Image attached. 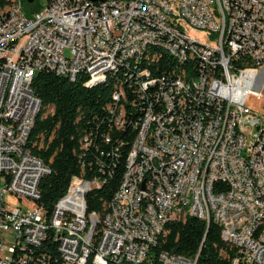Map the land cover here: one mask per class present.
<instances>
[{
    "label": "built area",
    "instance_id": "2783aa9c",
    "mask_svg": "<svg viewBox=\"0 0 264 264\" xmlns=\"http://www.w3.org/2000/svg\"><path fill=\"white\" fill-rule=\"evenodd\" d=\"M40 6L27 15L18 0L0 16V264H84L91 254L143 263L149 235L164 229L153 227L143 190L159 197L165 224L173 220L172 194L184 199L187 217L217 223L233 251L224 264H264V221L258 213L264 206V113L246 103L250 96L264 97V0H105L104 6L42 0ZM194 39L210 43V50L194 48ZM154 40L169 45L172 61L189 62L193 79L202 84L198 108L181 113L179 126L169 120L177 107L171 72L152 76L147 67L146 74L136 72L141 47ZM99 58L123 69L144 106L122 181L107 205L116 218L86 212L85 195L99 184L79 177L71 178L48 215L37 201L49 168L38 165L23 138L27 121H35L30 112L38 114L41 103L37 95L26 97V89L42 69L70 80L104 70L103 81L110 66H99ZM225 74H232V83L228 98H221L217 86ZM181 90L190 89L182 84ZM122 96L114 91L112 98ZM206 101L217 103L218 116H210ZM221 103H228V111H221ZM232 123H240V132H232ZM191 128L200 132L201 150L191 145ZM235 141H243L247 165L236 162ZM176 153L184 154V163L175 162ZM194 160L202 161V170H194ZM129 162H137L136 172L127 173ZM1 168H8V185H1ZM185 174H192L191 196H183ZM146 175H153V188L145 187ZM251 176L259 177V190L251 189ZM10 196L33 197L34 205L9 204ZM65 210H75L76 220H67ZM47 239L50 251L43 247ZM247 243H254L253 251H246ZM196 259L161 252L157 264Z\"/></svg>",
    "mask_w": 264,
    "mask_h": 264
},
{
    "label": "trees",
    "instance_id": "16d2710c",
    "mask_svg": "<svg viewBox=\"0 0 264 264\" xmlns=\"http://www.w3.org/2000/svg\"><path fill=\"white\" fill-rule=\"evenodd\" d=\"M13 2L0 0V11L8 9ZM40 7H29L27 14ZM153 57L156 60L152 62ZM141 60L136 67L139 74H146V67L152 76L179 72L171 70L177 63L166 52L153 49ZM103 77L104 73L80 72L70 80L46 69L37 70L34 75L32 88L41 105L27 146L49 168L39 181L37 201L48 215L67 190L71 178L79 177L99 184L86 193L85 203L86 212H94L101 219L107 214V205L122 181L127 156L136 136L134 124L144 106L132 90L135 87H130L123 69L108 72L102 81ZM90 80L102 82L86 86ZM114 91H122L124 96L114 100ZM116 119L123 121L121 126ZM65 217H76V211L65 210ZM163 228L141 264H157L161 252L192 258L197 255L196 264H224L228 261L227 256L233 255L221 238L220 226L213 221L206 225L204 220L193 216L179 217L168 221ZM43 247L50 251L48 239ZM84 264H100L97 254H91Z\"/></svg>",
    "mask_w": 264,
    "mask_h": 264
},
{
    "label": "bare ground",
    "instance_id": "6f19581e",
    "mask_svg": "<svg viewBox=\"0 0 264 264\" xmlns=\"http://www.w3.org/2000/svg\"><path fill=\"white\" fill-rule=\"evenodd\" d=\"M103 1L95 2V6H104ZM18 0H14L13 4L10 7H16ZM9 12V8L3 11H0V16ZM194 48H203V50H210V43H203L197 39H194ZM155 50L156 52L162 51L169 54L172 57L171 52H169V45L163 42V40H154L151 42L144 43V46L141 47V54L138 55V62L145 56H147L150 50ZM153 52V51H152ZM155 53V52H154ZM151 54V53H150ZM157 54V53H156ZM158 55V54H157ZM151 56V55H149ZM178 66H182L180 73L172 75V93L171 100L177 103V107H173L169 113V120L171 126H179L181 123V113H185L188 108H198V96H202V84L199 82V79H193V75L190 73V64L189 62H184V59H174ZM142 61V60H141ZM140 64V63H139ZM176 65V66H177ZM99 66H110V71L117 70V64H110V59L99 58ZM140 66V65H139ZM94 73H104V70H94ZM174 72V71H173ZM176 73V72H174ZM164 75V74H163ZM130 80V86H132V79ZM126 80V81H127ZM232 83V74H225L223 79V84L217 86V95L221 98H228V88L231 87ZM183 88L190 89L182 91ZM117 94H123V92H118ZM35 91L32 87H27L26 97H33ZM195 95V96H193ZM206 108H209L210 116H218V106L214 101H206ZM221 111H228V103H221ZM37 112H30V119H35ZM121 118V117H120ZM120 121V120H118ZM34 121H27L26 127H23V138L27 143L29 134L33 127ZM232 132H240V123H232ZM191 145H194V150H201L200 143V132L198 128H191ZM235 153H236V162L240 165H247V157L244 154V145L243 141H235ZM176 163H184V154L176 153L175 154ZM38 165L41 168H47L38 159ZM194 170H202V161L194 160ZM137 171V162H129L127 166V173H134ZM1 185H8V168H1ZM145 187L153 188V175H146L145 178ZM251 189L259 190V177L251 176ZM192 194V174H185L183 181V196H191ZM19 200V198H17ZM143 199L144 202L149 206V216L152 218L153 227L163 228L165 221H163V209L162 204H160L159 197L156 196L155 191L153 190H143ZM23 200H28L31 204L24 207H33L34 201L30 197H24ZM172 201L174 204L170 205V212L172 213L173 219L187 217V207L184 203V199L179 194H172ZM258 213L263 214L264 221V206H258ZM116 210H108L106 214V220H115ZM67 220H76V217L67 218ZM160 232H152V235H149V246L155 244L157 236ZM150 249V248H149ZM254 243L246 244V251H253ZM100 264H107L112 262L114 264H120V261L117 259H102L101 255L97 254ZM243 259H250V252H243ZM157 260H161V253L158 256Z\"/></svg>",
    "mask_w": 264,
    "mask_h": 264
},
{
    "label": "rangeland",
    "instance_id": "374dc122",
    "mask_svg": "<svg viewBox=\"0 0 264 264\" xmlns=\"http://www.w3.org/2000/svg\"><path fill=\"white\" fill-rule=\"evenodd\" d=\"M21 2H22V9H23V11H24L25 14H27V10H28L29 7L36 6V5L39 6V5L42 4V0H33V2L31 4H28L26 2V0H21ZM195 33L199 35L200 34V31H195ZM197 40H199V41H201L203 43H206V41H204L203 39H197ZM65 53H66V55H68V51H66ZM262 93L264 95V89L262 90ZM246 103L249 106H251L253 109H255L256 111L263 112L264 113V97L259 98V99H256L255 97L250 96V97L247 98V102ZM7 201H8L9 204H12V205H21V204H24L25 206H28V204H31V202L28 201V200L19 201L14 196L8 197Z\"/></svg>",
    "mask_w": 264,
    "mask_h": 264
},
{
    "label": "water",
    "instance_id": "95a60500",
    "mask_svg": "<svg viewBox=\"0 0 264 264\" xmlns=\"http://www.w3.org/2000/svg\"><path fill=\"white\" fill-rule=\"evenodd\" d=\"M26 1L31 2L32 0H26ZM91 1L97 2V1H103V0H91Z\"/></svg>",
    "mask_w": 264,
    "mask_h": 264
}]
</instances>
